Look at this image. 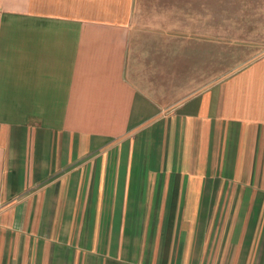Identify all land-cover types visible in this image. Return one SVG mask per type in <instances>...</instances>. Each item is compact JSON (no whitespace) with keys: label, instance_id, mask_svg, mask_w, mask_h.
<instances>
[{"label":"crops","instance_id":"obj_1","mask_svg":"<svg viewBox=\"0 0 264 264\" xmlns=\"http://www.w3.org/2000/svg\"><path fill=\"white\" fill-rule=\"evenodd\" d=\"M143 1L0 0V264H264V52Z\"/></svg>","mask_w":264,"mask_h":264},{"label":"rangeland","instance_id":"obj_2","mask_svg":"<svg viewBox=\"0 0 264 264\" xmlns=\"http://www.w3.org/2000/svg\"><path fill=\"white\" fill-rule=\"evenodd\" d=\"M147 1L155 5L143 1L139 10L161 7V0ZM134 8L133 4L131 9ZM193 10L201 14L196 20L197 31L206 34L209 29V35L214 33L219 43L248 44L254 52H264V0H196Z\"/></svg>","mask_w":264,"mask_h":264}]
</instances>
